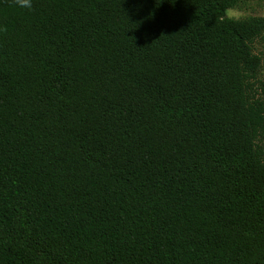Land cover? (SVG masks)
Returning a JSON list of instances; mask_svg holds the SVG:
<instances>
[{
  "label": "trees",
  "instance_id": "obj_1",
  "mask_svg": "<svg viewBox=\"0 0 264 264\" xmlns=\"http://www.w3.org/2000/svg\"><path fill=\"white\" fill-rule=\"evenodd\" d=\"M238 2L0 0V264H264Z\"/></svg>",
  "mask_w": 264,
  "mask_h": 264
},
{
  "label": "rangeland",
  "instance_id": "obj_2",
  "mask_svg": "<svg viewBox=\"0 0 264 264\" xmlns=\"http://www.w3.org/2000/svg\"><path fill=\"white\" fill-rule=\"evenodd\" d=\"M228 17L242 19L249 16H264V0H239L237 6L227 12ZM254 51L261 59L260 77L264 78V34L253 45Z\"/></svg>",
  "mask_w": 264,
  "mask_h": 264
},
{
  "label": "clouds",
  "instance_id": "obj_3",
  "mask_svg": "<svg viewBox=\"0 0 264 264\" xmlns=\"http://www.w3.org/2000/svg\"><path fill=\"white\" fill-rule=\"evenodd\" d=\"M14 4L17 8L30 11L33 7V0H14Z\"/></svg>",
  "mask_w": 264,
  "mask_h": 264
}]
</instances>
